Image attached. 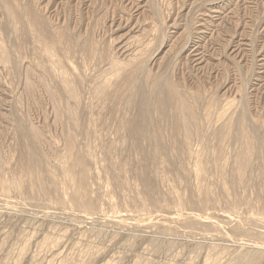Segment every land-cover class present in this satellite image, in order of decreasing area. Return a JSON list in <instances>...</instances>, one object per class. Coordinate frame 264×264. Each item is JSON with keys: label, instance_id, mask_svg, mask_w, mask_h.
I'll use <instances>...</instances> for the list:
<instances>
[{"label": "rangeland", "instance_id": "1", "mask_svg": "<svg viewBox=\"0 0 264 264\" xmlns=\"http://www.w3.org/2000/svg\"><path fill=\"white\" fill-rule=\"evenodd\" d=\"M0 264H264V0H0Z\"/></svg>", "mask_w": 264, "mask_h": 264}, {"label": "bare ground", "instance_id": "2", "mask_svg": "<svg viewBox=\"0 0 264 264\" xmlns=\"http://www.w3.org/2000/svg\"><path fill=\"white\" fill-rule=\"evenodd\" d=\"M161 98H162V97H161ZM161 98H160V99H161ZM182 104H183V103H182ZM179 107H180V106H179ZM181 108H184V107L181 106ZM185 109H186V108H185ZM182 110H183V109H182ZM185 111H186V110H185ZM188 112L191 113V112L189 111V109H188ZM191 114H192V113H191ZM191 114H190V115H191ZM183 115H184V112H183ZM188 115H189V114H188ZM190 115H189V116H190ZM185 116H186V115H185ZM187 118H189V117H186L185 119H187ZM187 120H188V119H187ZM187 120H186V122H187ZM183 123H184V122H183ZM185 124H186V123H185Z\"/></svg>", "mask_w": 264, "mask_h": 264}]
</instances>
